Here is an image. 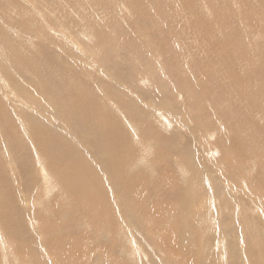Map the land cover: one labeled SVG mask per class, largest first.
I'll use <instances>...</instances> for the list:
<instances>
[{
	"label": "rangeland",
	"instance_id": "374dc122",
	"mask_svg": "<svg viewBox=\"0 0 264 264\" xmlns=\"http://www.w3.org/2000/svg\"><path fill=\"white\" fill-rule=\"evenodd\" d=\"M70 262L264 264V0H0V264Z\"/></svg>",
	"mask_w": 264,
	"mask_h": 264
},
{
	"label": "bare ground",
	"instance_id": "6f19581e",
	"mask_svg": "<svg viewBox=\"0 0 264 264\" xmlns=\"http://www.w3.org/2000/svg\"><path fill=\"white\" fill-rule=\"evenodd\" d=\"M138 95H139V94H138ZM126 109H127V108H126ZM129 113H130V112H129ZM131 116H132V115H131ZM135 118H136V117H135ZM138 123H139V122H138ZM129 124H131V123H129ZM140 124H141V123H140ZM133 125H134V124H133ZM135 126H137L136 123H135ZM132 128H133V127H132ZM140 131H141V130H140ZM135 132L137 133V131H135ZM145 133H146V132H145ZM143 135H144V134H143ZM137 136H138V133H137ZM139 136H141V135H139ZM145 136H146V135H145ZM145 136H143V137H145ZM143 137H140V139L143 138ZM146 137H147V136H146ZM137 138H138V137H137ZM148 138H149V137H148ZM148 138H147V139H148ZM140 139H139V140L136 139L135 142L138 141V142H140V144H141L142 141H140ZM150 139H151V138H150ZM155 139H156V138H155ZM151 140H153V139H151ZM151 140H150V141H151ZM144 141H146V140H144ZM125 142H126V141H125ZM146 142H147V143H150L149 140L146 141ZM144 143H145V142H144ZM123 144H124V143H123ZM123 144H122V145H123ZM140 144H137V145H140ZM142 144H143V143H142ZM142 144H141V146H143ZM151 144H152V143H151ZM147 145L149 146V144H147ZM141 146H139V147H141ZM144 146H145V144H144ZM145 147H147V146H145ZM127 148H128L127 146H124V147H122V146H121V147L117 146V148H115V154H113V156L115 157V156H117L118 154H120V155H125V154H126L125 156L128 157V156H129L128 151H127L125 154H123V153L127 150ZM141 148H142V147H141ZM148 148H149V147H148ZM151 148H152V145H151ZM145 149H146V148H145ZM104 155H105V154H103V156H104ZM130 155H131V154H130ZM257 188H258V187H257ZM254 218H255V217H254ZM92 220H93V219H92ZM98 221H99V220H98ZM102 221H107V220H105V219L103 220V219H102V220L99 221V222L101 223ZM109 221H110V219H109ZM109 221H107L108 223H107V222H106V223H107V224H110L111 222H113V221L111 220V222L109 223ZM96 222H97V221H96ZM99 222H97V223H99ZM123 222H124V220H123ZM123 222H122V223H123ZM92 223H94V222H92ZM103 223H105V222H103ZM103 223H101V225H102ZM113 223H114V222H113ZM95 224H96V223H95ZM134 224H135V223H134ZM97 225H98V224H96V226H97ZM104 225H105V224H103V226H104ZM111 225H112V224H111ZM113 225H115V224H113ZM123 225H124V223H123ZM135 225H136V224H135ZM106 226H108V225H106ZM119 226H120V225H119ZM97 227H99V225H98ZM101 227H102V226H101ZM101 227H100V228H101ZM112 227H113V226H112ZM115 227H116L117 230H119V232L121 231L117 226H115ZM120 227H121V226H120ZM126 227H127V228H126L127 231H126V232H122V233H120V234L124 235L125 237H129V236L131 237V234L134 235V233H132V231L129 230L128 225H126ZM105 228H106V227H105ZM108 229H109V227L106 228V231H107ZM111 229H112V228H111ZM116 229H115L114 231H116ZM143 229H144L145 232H147V233H148L149 231H150V232L153 231V228L151 229V226H150V225H145V226L143 227ZM99 230H100V229H99ZM102 230H103V229H102ZM104 231H105V229H104ZM114 231H113V232H114ZM173 231H174V230H172V232H173ZM177 231H178V230H176V232H177ZM180 231H182V230H180ZM180 231H179V232H180ZM113 232H112V230H111V232H109V233H113ZM116 232H117V234L119 233L118 231H116ZM145 232L143 233L144 236H145ZM170 232H171V231H170ZM174 232H175V231H174ZM176 232H175V233H176ZM107 233H108V232H107ZM109 233H108V235H109ZM153 233H154V232H153ZM113 234H115V236H117L116 233H113ZM149 234H150V233H149ZM166 234H167V233H166ZM168 234H169V232H168ZM176 234H177V233H176ZM110 235L112 236V234H110ZM178 235H179V234H178ZM1 236H2V234H1ZM119 236H120V235H119ZM169 236H170V234H169ZM169 236H168V237H169ZM113 237H114V236H113ZM120 237H121V236H120ZM130 237L128 238L129 241L131 240ZM148 237H149V236H148ZM168 237H167V238H168ZM111 238H112V237H111ZM114 238H115V237H114ZM117 238H118V237H117ZM117 238H115V239H117ZM167 238H166V239H167ZM16 239H17V238H16ZM21 239H22V238H21ZM73 239H74V238H71V240H73ZM118 239H119V238H118ZM118 239H117V241H118ZM150 239H151V238H150ZM112 240H114V239H112ZM126 240H127V239H126ZM168 241H169V239H168ZM204 241H205V240H204ZM90 243H92V242H90ZM94 243L97 245L96 242H94ZM94 243H93V244H94ZM114 243H115V242H114ZM114 243H111V244H114ZM71 244H72V246H73V242L69 244V245H70V246H69V249L72 247ZM85 244H86V243H85ZM85 244H84V245H85ZM93 244H92V245H93ZM127 244H129V242H128ZM127 244H126V245H127ZM203 244H204V243H203ZM74 245H75V244H74ZM77 245H78V247H82V246H80L79 244H77ZM89 245H91V244H89ZM100 245H101V244H100ZM100 245H99V246H100ZM130 245H132V244H130ZM11 246H12V245H11ZM63 246H64V245H63ZM86 246H87V245H86ZM20 247H21V246H20ZM36 247H37V246H36ZM73 247H74V246H73ZM84 247H85V246H84ZM74 248H75V247H74ZM82 248H83V247H82ZM11 249H12V248H11ZM43 249H45V248H43ZM65 249H67V248H64L63 250H65ZM69 249H68V250H69ZM71 249H72V248H71ZM102 249H103V248H102ZM106 249H107V248H106ZM135 249H136V248H135ZM63 250H62V251L60 250V251L63 252ZM75 250H76V249H75ZM2 251H3V250H2ZM44 251H45V250H44ZM66 251H67V250H65V253H66ZM69 251H71V250H69ZM92 251H93V250H92ZM108 251H110V249H108ZM112 251H113V250H112ZM56 252H57V251H56ZM73 252H74V251H73ZM76 252H78V251H76ZM6 253H8V252H6ZM51 253H52V252H51ZM58 253H59V252H58ZM63 253H64V252H63ZM78 253H79V252H78ZM78 253H76V254H78ZM105 253H106V252H105ZM109 253H110V252H109ZM106 254H107V253H106ZM110 254H112V253H110ZM110 254H109V255H110ZM224 254H225V253H224ZM2 255H3V254H2ZM9 255H10V254H9ZM49 255H52V254H49ZM53 255H54V254H53ZM60 255H61V253H60ZM90 255H91V254H90ZM109 255H108V257H109ZM46 256H47V255H46ZM46 256H45V257H46ZM66 256H67V255H66ZM79 256H80V255H79ZM79 256H78V258H79ZM85 256H86V255H85ZM112 256H113V255H112ZM68 257H69V255H68ZM73 257H74V255H73ZM8 258H9V257H8ZM31 258H32V257H31ZM51 258L53 259V257H51ZM51 258H50V259H51ZM54 258H55V257H54ZM81 258H84V256L82 255V257H80L79 259H81ZM86 258H87V257H86ZM106 258H107V257H106ZM106 258H105V259H106ZM110 258H111V257H109L108 259H110ZM88 259H89V258H88ZM111 259H112V258H111ZM44 260H46V259H44ZM55 260L57 261V259H55ZM55 260H54V261H55ZM46 261H48V258H47ZM52 261H53V260H52ZM70 263L73 264L72 262H70ZM75 263H76V262H75ZM75 263H74V264H75ZM62 264H63V263H62ZM181 264H182V263H181Z\"/></svg>",
	"mask_w": 264,
	"mask_h": 264
}]
</instances>
